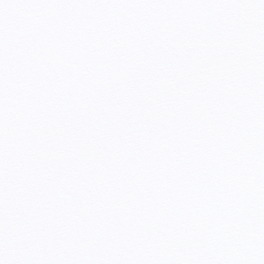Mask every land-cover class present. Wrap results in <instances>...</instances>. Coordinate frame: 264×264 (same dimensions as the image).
<instances>
[{"label":"snow or ice","instance_id":"6c2138e0","mask_svg":"<svg viewBox=\"0 0 264 264\" xmlns=\"http://www.w3.org/2000/svg\"><path fill=\"white\" fill-rule=\"evenodd\" d=\"M0 264H264V0H0Z\"/></svg>","mask_w":264,"mask_h":264}]
</instances>
